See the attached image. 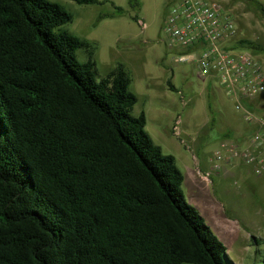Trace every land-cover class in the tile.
Returning a JSON list of instances; mask_svg holds the SVG:
<instances>
[{"label":"trees","instance_id":"1","mask_svg":"<svg viewBox=\"0 0 264 264\" xmlns=\"http://www.w3.org/2000/svg\"><path fill=\"white\" fill-rule=\"evenodd\" d=\"M72 21L53 0H0V264H228L176 158L132 115L130 72L98 81L95 48L64 30Z\"/></svg>","mask_w":264,"mask_h":264},{"label":"rangeland","instance_id":"2","mask_svg":"<svg viewBox=\"0 0 264 264\" xmlns=\"http://www.w3.org/2000/svg\"><path fill=\"white\" fill-rule=\"evenodd\" d=\"M53 1L73 17L64 30L95 48L98 81L118 65L130 72V91L138 99L132 115L146 112L147 133L165 155L176 158L185 177L184 198L223 243L228 264H264V175L258 176L250 166L235 161L224 169L228 171L225 179L212 177V184H206L198 178L202 185L192 184L195 165L191 154L199 158L202 167L205 155L212 160L222 141H242L249 129L217 79L203 82L197 63L179 62L183 52L170 45L163 31L168 11L178 0H139V8H132L129 0H99L103 4L96 6ZM219 1L236 16L238 41L264 47V15L244 0ZM257 1L264 6V0ZM133 18L142 21L145 29ZM248 52L264 60V53ZM77 56L81 62L88 60L85 50H79ZM178 93L184 95L188 108H182ZM252 107L264 115V97ZM180 114L184 142L174 137L172 129L171 138L168 136L169 126L173 127ZM189 135L195 137L194 147L185 142Z\"/></svg>","mask_w":264,"mask_h":264},{"label":"built area","instance_id":"3","mask_svg":"<svg viewBox=\"0 0 264 264\" xmlns=\"http://www.w3.org/2000/svg\"><path fill=\"white\" fill-rule=\"evenodd\" d=\"M145 29V24L138 20ZM171 46L183 52L181 64L197 63L203 82L215 78L233 99L234 109L249 129L242 141H222L214 152L209 171H202L199 158L191 154L198 177L212 184V177L239 161L264 175V115L252 105L264 97V60L236 48L237 19L232 9L219 0H178L172 4L163 28ZM182 108H188L184 95L178 93ZM183 116L173 122V135L182 139Z\"/></svg>","mask_w":264,"mask_h":264},{"label":"crops","instance_id":"4","mask_svg":"<svg viewBox=\"0 0 264 264\" xmlns=\"http://www.w3.org/2000/svg\"><path fill=\"white\" fill-rule=\"evenodd\" d=\"M209 81V80H208ZM144 112V111H143ZM145 114H146V112H144ZM146 117H147V114H146ZM169 137H170V134H171V127L169 126ZM171 138V137H170ZM185 138V142H187L189 145H192L193 144V142H195V137H194V135H189V136H187V138L186 137H184ZM193 146V145H192ZM194 147V146H193ZM177 150L178 151H180V149H178V146H177ZM211 158H207V156L205 155V158H203L202 159V169H203V171L204 172H207V171H209L210 170V168H211ZM192 169H194V168H192ZM225 169V168H224ZM223 169V171H221V172H219V173H217V174H215L214 176H213V179L215 178H222V179H225V176L228 174V171L227 170H224ZM202 181V179L200 178V177H198L197 176V174H196V171H195V169L194 170H192L191 171V179H192V184L194 185V184H196L197 182L199 183V185H202L201 183L202 182H200L199 181V179ZM197 180V181H196ZM195 182V183H194ZM205 183V182H204ZM207 184V183H206ZM207 186V185H206ZM196 187H197V185H196ZM207 187H209V186H207ZM213 206V205H212Z\"/></svg>","mask_w":264,"mask_h":264}]
</instances>
